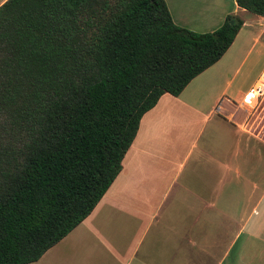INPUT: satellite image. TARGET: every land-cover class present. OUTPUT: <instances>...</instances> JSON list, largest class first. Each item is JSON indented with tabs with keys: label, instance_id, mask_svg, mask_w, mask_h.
I'll list each match as a JSON object with an SVG mask.
<instances>
[{
	"label": "trees",
	"instance_id": "1",
	"mask_svg": "<svg viewBox=\"0 0 264 264\" xmlns=\"http://www.w3.org/2000/svg\"><path fill=\"white\" fill-rule=\"evenodd\" d=\"M264 17V0H237ZM177 25L166 0H6L0 111L25 137L0 163V264L38 261L98 205L143 116L217 63L244 25ZM11 164V165H10Z\"/></svg>",
	"mask_w": 264,
	"mask_h": 264
},
{
	"label": "crops",
	"instance_id": "2",
	"mask_svg": "<svg viewBox=\"0 0 264 264\" xmlns=\"http://www.w3.org/2000/svg\"><path fill=\"white\" fill-rule=\"evenodd\" d=\"M166 2L174 22L194 31H214L231 13H245V22L217 63L178 96L162 95L143 116L120 174L92 213L29 264H225L234 250V264L264 260V135L254 127L260 113L255 89L264 80V70L254 74L264 53V17L237 0ZM135 189L147 191L144 204L154 207L145 229L137 203L126 214ZM117 191L118 214L112 204ZM211 236L225 237L219 253L207 258L205 239ZM247 244L257 250L250 258Z\"/></svg>",
	"mask_w": 264,
	"mask_h": 264
},
{
	"label": "rangeland",
	"instance_id": "3",
	"mask_svg": "<svg viewBox=\"0 0 264 264\" xmlns=\"http://www.w3.org/2000/svg\"><path fill=\"white\" fill-rule=\"evenodd\" d=\"M187 1V0H186ZM190 2H192L193 4L195 3V0H189ZM226 3L228 5H231L232 0H226ZM204 8V7H202ZM201 8V9H202ZM207 8V7H206ZM191 9H193V7H191ZM205 10V9H202ZM247 13V12H246ZM241 18H244L245 13L243 14L240 13L238 14ZM255 31V30H254ZM253 42L251 41L250 43L248 42L246 44V49H249L250 46H252ZM262 44L263 41L256 46L253 47L252 52L248 55V57H246V60L244 62L242 71L245 72L246 69L250 66L251 61L253 60V58H257V51L258 50H262ZM256 47V48H255ZM246 52V51H245ZM245 56V53L244 55ZM242 60V58H241ZM264 70V53L258 58L256 59L255 65H254V74H258L261 73ZM260 96V95H259ZM259 103L258 107H260V113L259 115H257L256 120L254 121V127L256 130L261 131V133L264 135V94H262L258 101L257 104ZM25 137V133L23 131L22 126L20 125L19 119L17 117V114L12 112V111H0V163H2L3 167H6L8 165L7 162H11L13 160V158L15 156H17V154H19V151L22 147V142H23V138ZM11 165V164H10ZM125 192V191H124ZM118 191L116 193L115 199L113 201V212H115L116 214H118L119 212V198H118ZM127 197L129 199V193L127 194ZM124 198L125 200H123V202H125L124 204H126L127 202V198H126V194H124ZM149 199V194L147 193V191L144 190H136L131 191V197H130V203H132V206L128 207L126 210V214L129 215L131 212L133 214V204L137 203L138 207L141 208L144 213H145V218L143 219V225H144V229L146 228V226L148 225V222L150 221V219L152 218V214L151 211L154 208L153 206H149L148 204H144L145 200ZM122 203V202H121ZM125 211V208H123ZM156 223L152 225L151 230H150V234L153 233V229L156 227ZM216 233V232H215ZM225 236H223V238H214L213 236L209 237L208 239H205V245L207 247V249H209L210 253L207 251V258L209 257H214L219 253V244L218 242L221 241L222 239H224ZM148 238H149V234H148ZM147 241V238H146ZM244 238L241 239V242L243 243ZM255 246L253 247L252 245L247 244V252H245L247 254V256L250 258L252 257L257 250H255ZM196 258L199 257V255H195ZM237 256V250H234L231 257L229 258V260L227 262H225V264H234L232 263V260L235 259V257ZM254 258V257H253ZM211 261H208V264ZM256 264H264V260L260 259V261H258Z\"/></svg>",
	"mask_w": 264,
	"mask_h": 264
},
{
	"label": "built area",
	"instance_id": "4",
	"mask_svg": "<svg viewBox=\"0 0 264 264\" xmlns=\"http://www.w3.org/2000/svg\"><path fill=\"white\" fill-rule=\"evenodd\" d=\"M256 93L258 94V95H262V94H264V80L262 81V83L261 84H259L257 87H256Z\"/></svg>",
	"mask_w": 264,
	"mask_h": 264
}]
</instances>
